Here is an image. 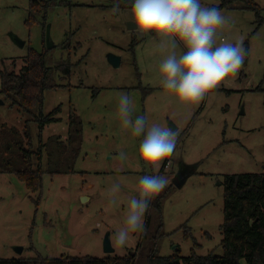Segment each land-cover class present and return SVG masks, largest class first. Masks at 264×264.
Returning <instances> with one entry per match:
<instances>
[{
    "label": "rangeland",
    "instance_id": "374dc122",
    "mask_svg": "<svg viewBox=\"0 0 264 264\" xmlns=\"http://www.w3.org/2000/svg\"><path fill=\"white\" fill-rule=\"evenodd\" d=\"M52 1L56 6L46 20L59 47L52 57L71 64V74H58V88L45 91L42 109L31 114L12 107L0 93V166L9 163L25 169L31 164L45 172L38 193L27 189L16 175L0 173V259L137 254L143 234H133L121 248L114 245L115 232L123 226L130 198H138L140 177L152 173L135 169L142 137H133L131 129L123 127L118 115L121 94L133 101V120L146 115L149 123L180 130L174 154L160 168L170 179L160 194L183 166L197 167L182 188L174 186L161 214L152 213V232L157 230L158 217L162 224L159 255L169 257L179 251L186 258L192 250L198 256L223 255L224 178L264 171V0H253L262 9L259 13L219 8L224 0H201L231 18L233 27L223 36L231 42L242 38L246 57L234 77L190 107L175 103L173 94L159 85L158 39H150L154 33L137 39L129 29L134 26L131 0H120L116 15L111 12L116 0ZM29 6L30 0H0V69L6 73H19L29 50L42 53L46 47L43 22L27 24ZM11 35L24 41L25 47L16 46ZM111 54L121 58L119 68L108 62ZM58 108L57 122L44 127L34 122ZM72 114L82 129L76 159L66 148ZM8 143L10 149L5 151ZM43 145L40 160L37 153ZM25 150L33 153L31 162L23 159ZM121 151L127 156L124 161L119 159ZM69 167L74 174L51 175ZM115 183L121 188L113 195L110 188ZM185 229L190 233L187 238ZM107 236L113 255L104 252Z\"/></svg>",
    "mask_w": 264,
    "mask_h": 264
},
{
    "label": "clouds",
    "instance_id": "9594fccd",
    "mask_svg": "<svg viewBox=\"0 0 264 264\" xmlns=\"http://www.w3.org/2000/svg\"><path fill=\"white\" fill-rule=\"evenodd\" d=\"M120 11V0H116L111 12ZM130 18L137 39L150 33L155 34L150 39H158L155 49L162 55L156 69L158 83L173 94L178 105H199L244 63L243 39L231 42L223 36L224 30L233 27L231 18L201 0H131ZM118 115L133 137H142L135 169L152 173L140 177L138 198H130L123 226L115 232L114 245L122 248L133 234L146 231L144 218L150 201L170 183L160 168L174 154L180 130L149 123L146 115L133 120V101L127 94L120 96ZM119 159H127L124 152ZM120 188L115 183L110 192L115 195Z\"/></svg>",
    "mask_w": 264,
    "mask_h": 264
},
{
    "label": "trees",
    "instance_id": "16d2710c",
    "mask_svg": "<svg viewBox=\"0 0 264 264\" xmlns=\"http://www.w3.org/2000/svg\"><path fill=\"white\" fill-rule=\"evenodd\" d=\"M56 6L52 0H30V12L27 24L39 23L44 28V40L47 26V13ZM229 7L232 9L253 10L259 13L262 9L253 0H224L219 8ZM45 43V42H44ZM59 47L48 50L46 47L42 53L29 50L24 60V66L19 73H6L0 69L1 91L6 99L11 101V106H16L25 113H33L37 109H42L44 102V92L50 89H57L56 79L58 74L70 75L71 64H66L62 60L52 57ZM65 46L62 45V49ZM264 93V91H262ZM60 108L56 109L47 117H37L34 122L44 127L57 122L56 116ZM29 123V122H28ZM29 125V124H28ZM26 126L25 133L28 140L31 139ZM14 131L12 135L16 136ZM81 122L74 114L70 117L69 134L67 143L68 154L76 159L82 146ZM30 142V141H29ZM59 145L58 140H56ZM19 144L23 142H18ZM31 145V142L30 144ZM43 146L37 153L41 160L43 156ZM10 149L8 143L5 151ZM30 150V149H29ZM24 151L23 159L30 160L33 153ZM66 150V151H67ZM12 151V149H11ZM27 162V163H30ZM8 165V166H7ZM1 167L0 173L16 175L23 181L32 193L40 192L42 188L43 169L31 168L14 169L10 164ZM74 168L69 167L62 171H53L54 175L74 174ZM174 189L171 184L162 194H157L151 205L152 210L146 217V231L143 233L141 245L137 249V254L131 253L126 257L108 256L103 259L92 257L43 259H0V264H264V171L261 174L227 175L224 178V223L221 226L223 241L221 247L223 255L210 253L206 256H198L195 250L186 258L177 254L169 257L159 255L160 241L163 236L162 224L157 218L158 227L156 232H152L153 211L159 216L163 203ZM39 201V199H38ZM37 201V202H38ZM187 238L190 233L185 229ZM195 248L199 245L195 243Z\"/></svg>",
    "mask_w": 264,
    "mask_h": 264
},
{
    "label": "water",
    "instance_id": "95a60500",
    "mask_svg": "<svg viewBox=\"0 0 264 264\" xmlns=\"http://www.w3.org/2000/svg\"><path fill=\"white\" fill-rule=\"evenodd\" d=\"M132 25V24H131ZM132 28H134V26H129V29L131 30ZM11 39L14 42V44L16 46H18L19 48L23 49L26 45V43L22 40H20L19 38H17L16 36L11 35ZM45 40H46V48L48 50H52L55 49L56 46L53 43L52 39H51V35H50V26L46 27V33H45ZM108 62L115 68H119L121 65V58L119 56L116 55H109L108 57ZM0 104H3L2 102H0ZM171 129H173L174 131L176 130V128H174V126L171 127ZM197 170L196 166H183L179 173L175 176V178L172 181V185L175 186L177 189L182 188V186L184 185V183L186 182L187 178L194 174L195 171ZM104 252L107 255H113L115 253V250L112 248L111 245V241H110V237L107 236L104 240ZM17 251L19 253H22V249L17 248Z\"/></svg>",
    "mask_w": 264,
    "mask_h": 264
}]
</instances>
